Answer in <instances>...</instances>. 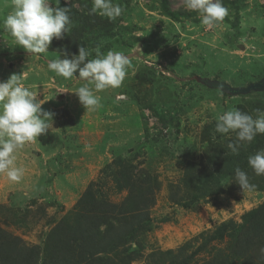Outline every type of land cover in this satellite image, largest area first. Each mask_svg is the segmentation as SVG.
Segmentation results:
<instances>
[{
	"label": "rangeland",
	"instance_id": "1",
	"mask_svg": "<svg viewBox=\"0 0 264 264\" xmlns=\"http://www.w3.org/2000/svg\"><path fill=\"white\" fill-rule=\"evenodd\" d=\"M168 1L176 17L166 14L163 0H113L124 11L110 21L91 13L92 0H59L58 6L69 10L71 30L62 40L53 39L47 53L31 55L3 30L13 5L0 0V81L20 75L21 83L45 101L42 108L53 114L52 129L16 153L22 179L12 182L0 174V229L20 246L43 247L84 190L118 158L138 165L141 181L160 183L152 220L132 244L133 250L141 248L133 264H148L158 250L197 243L202 232L224 221L242 223L245 213L264 203V191L236 188L235 170L216 175L210 191L189 202L196 175L213 173L219 158L241 159L227 147L235 133L215 131L218 117L239 109L255 118L257 110L264 111V90L231 95L201 81L238 87L264 76V0H222L229 15L214 30H207L183 0ZM74 8L86 11L83 21L73 16ZM81 46L90 51V59L99 48L102 54L123 52L131 63L120 88L98 93L101 104L95 111H86L74 92L84 81L66 80L48 69L50 61L65 53L71 58ZM108 195L118 203L128 191L108 187ZM232 244L229 237L215 241V249L209 246L189 264L226 255V264H264V236L241 255L234 249L228 253Z\"/></svg>",
	"mask_w": 264,
	"mask_h": 264
},
{
	"label": "trees",
	"instance_id": "2",
	"mask_svg": "<svg viewBox=\"0 0 264 264\" xmlns=\"http://www.w3.org/2000/svg\"><path fill=\"white\" fill-rule=\"evenodd\" d=\"M163 2L166 14L176 17V13L169 8V1ZM231 3L235 4V1ZM74 12L73 16L76 15L81 21L86 17L84 9L79 11L74 8ZM240 148L239 162H236L238 158L232 156L224 161L219 158L213 173L201 172L196 175L189 202L207 194L216 175L233 172L237 167L247 173L250 183L255 185L254 189L264 191V176H256L246 160L264 149V135L256 137L249 144H242ZM139 171L138 165L120 158L107 164L100 181L91 182L84 190L70 213L48 235L49 241L43 247L20 246L16 243L17 239L0 229V237L3 236L0 239V264H133L137 259L134 254L141 248L133 250L132 244L137 241V233L148 228L152 220L150 210L160 188L158 180L148 178L145 180L147 182L141 181ZM108 187L116 192L127 190L128 195L120 202L113 203L109 199ZM236 188L241 187L236 183ZM261 236H264V203L245 213L242 223L224 221L213 230L202 232L201 238H196L197 243L191 240L178 250L153 252L148 264H189L199 252L210 251L211 246L215 249L213 243L226 237L233 242L230 248L227 247L228 253L234 249L237 251L234 253L241 255L248 244ZM188 248L192 249L190 253L185 251ZM228 258L226 255L224 259L208 264H226Z\"/></svg>",
	"mask_w": 264,
	"mask_h": 264
},
{
	"label": "clouds",
	"instance_id": "3",
	"mask_svg": "<svg viewBox=\"0 0 264 264\" xmlns=\"http://www.w3.org/2000/svg\"><path fill=\"white\" fill-rule=\"evenodd\" d=\"M183 3L187 10L199 14L207 30L220 27L229 15L222 0H183ZM53 4L52 0H12L13 10L3 20V30L14 38L16 46L31 55L47 53L53 39L62 40L72 26L68 8L59 7V0L56 7ZM123 11L113 0H92L91 13L110 21L120 17ZM90 56V51L81 46L71 58L65 53L63 59L50 61L48 69L66 80L75 77L84 81L74 92L86 111H95L101 104L98 93L120 88L131 63L119 51L102 54L97 48L95 58ZM44 102L38 99L36 91L21 83L20 75L0 81V174L12 182H19L24 175V169L16 166V153L52 129L53 114L42 108ZM215 131L225 135L235 133V142L227 147L238 155L242 144H249L258 134H264V111L257 110L255 118L239 109L225 111L218 117ZM248 164L256 176H264V149L249 156ZM234 182L243 191L255 188L239 167L235 169ZM260 252L264 255V248Z\"/></svg>",
	"mask_w": 264,
	"mask_h": 264
},
{
	"label": "water",
	"instance_id": "4",
	"mask_svg": "<svg viewBox=\"0 0 264 264\" xmlns=\"http://www.w3.org/2000/svg\"><path fill=\"white\" fill-rule=\"evenodd\" d=\"M201 81L210 88L221 89V90L226 91L227 93H229L231 95L247 93V92H250L252 90H254V91L264 90V76L260 80H258L256 82H252V83L248 84L247 86H238V87L230 86L223 81H212V80H208V79H202Z\"/></svg>",
	"mask_w": 264,
	"mask_h": 264
}]
</instances>
